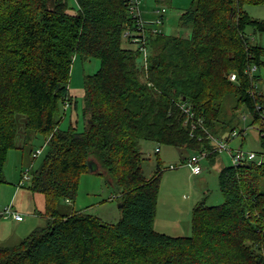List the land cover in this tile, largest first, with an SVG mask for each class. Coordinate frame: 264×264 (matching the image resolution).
<instances>
[{"label":"trees","instance_id":"16d2710c","mask_svg":"<svg viewBox=\"0 0 264 264\" xmlns=\"http://www.w3.org/2000/svg\"><path fill=\"white\" fill-rule=\"evenodd\" d=\"M75 4L0 0V184L9 152L26 147V134L42 135L47 146L21 186L44 196L46 224L1 247L0 264H264V164L223 167V203H196L190 235L175 237L153 229L162 168L157 162L147 178L138 146L150 141L215 159L211 137L221 140L215 135L225 127L222 103L233 96L234 110L245 108L250 126L257 125L264 155V94L256 74L264 67V48L251 42V35L264 33V20L244 11L264 0H192L179 18L189 35L148 28L145 63L125 39L138 28L129 0ZM77 57L100 62L83 78L82 132L76 120L59 129L64 113L77 108L69 87ZM86 173L106 176L120 206L117 223L57 211L59 201L75 198Z\"/></svg>","mask_w":264,"mask_h":264},{"label":"rangeland","instance_id":"374dc122","mask_svg":"<svg viewBox=\"0 0 264 264\" xmlns=\"http://www.w3.org/2000/svg\"><path fill=\"white\" fill-rule=\"evenodd\" d=\"M191 1L192 0H142L140 9L142 11L143 19L147 23L151 21L152 17L154 19V16L151 18L149 17V15H153V8H158L159 10L164 9L166 11L164 14L166 21H164L162 25L156 27L164 34L174 36L180 34L181 36L186 37L189 35V30L188 28L180 25L179 18L180 15L189 8ZM66 2L69 7H76L74 0H66ZM244 11L253 19L264 20V5H245ZM247 32L251 34V28H248ZM251 42L254 45L264 48V33H256L251 35ZM124 45L130 46L127 45L126 42H124ZM135 47V45L132 46V48ZM99 67L100 62L97 59H82L80 57L74 59L71 67L69 87L77 98V108L75 111L68 109L64 113V117L59 125L60 130L67 129L70 124H73L74 120H76L78 132H82L84 130L83 101L81 96V91L83 89V78L85 75H92L96 73ZM256 74L260 76V80L257 82V90L264 94V67H261ZM236 103L237 101L233 96H226L224 98L221 107L220 122L221 125L225 127L224 129L222 128L223 130L219 131L220 133H216L215 136L226 143L225 138L231 134L232 130H234L236 137H232L228 141L227 148L231 149L232 151L240 149L243 152L260 153L261 147L257 125L250 126L251 118L245 108L242 107L239 110H234ZM18 124L20 127V136L18 138V142L21 145V142H23L21 135L24 136L22 134L24 123L21 116L18 117ZM26 137L28 142L25 147L24 165L27 167L25 168L23 174L30 167L31 171L30 169L29 171L31 174V172L37 170V168L40 166L47 151V146L45 145L44 137L40 134L28 133L26 134ZM30 141H32V143H30ZM138 146L140 151L143 153L144 160L142 161V169L144 175L147 178L154 176L157 170V162L161 164L162 175L160 179L157 203L159 218H168L172 222L175 221L174 223H176L177 228H179V225L182 227L186 226L189 210L194 205V200L198 198V191L201 189L205 190V193L203 190V197L207 206H218L223 203V198L218 187L217 165L213 166L208 160H202L200 164L204 170L205 178H203L201 182H195L194 177H190L191 179H188L190 176V171L188 168L184 167L183 164H181L184 158L192 154L190 151L169 146H159L150 141H140ZM156 148L162 152L156 153ZM32 151H40L41 154H39L38 157L33 158L31 156ZM11 152L18 154H14V156L7 158L4 167L5 183L0 184V190H5L0 192V213L7 205L4 204L5 196L8 195L5 194V192L8 191L9 186L11 185L12 187H15L17 185V187L20 188L19 184H15L11 179V172L12 169H14L13 167L16 165H14V163L21 160V152H14V150ZM218 157L219 160H217V164L221 163V166L231 165L230 156L226 151L219 153ZM171 165L174 166V169L169 168ZM177 175H180L181 177L177 178ZM178 179H180L182 183L178 182ZM26 185L27 183L25 186L21 187L22 191H26ZM113 194L114 192L112 186L110 183H108V180L103 173H86L80 176L75 198L72 199L70 203H66L64 200L59 201L57 204V211L60 214H70L73 210L82 211L84 213L97 216L105 222L117 223L120 219V212L118 203L116 200L112 199ZM38 195L42 201V204L38 203L37 201L36 206H38L42 216L36 219L41 220V224L39 226H44L46 224L44 215V196L42 194ZM19 199L20 197L17 198V201L20 203L19 211L23 214L25 219H31L25 211L28 209V207H32V210H35L36 207L31 202H28L27 205L24 199ZM5 219L6 218L0 217V221H4ZM165 223H167V221ZM174 223L171 224H173L175 227ZM167 224L170 223L168 222ZM9 231L10 229L6 224L5 226L2 224L0 225V245L4 244L3 238L7 237L5 234H7ZM178 233L179 230H173L171 233H169V236L176 237L179 236ZM181 233L186 234V231H180L179 234Z\"/></svg>","mask_w":264,"mask_h":264},{"label":"crops","instance_id":"0c3cea01","mask_svg":"<svg viewBox=\"0 0 264 264\" xmlns=\"http://www.w3.org/2000/svg\"><path fill=\"white\" fill-rule=\"evenodd\" d=\"M47 4H48L49 8H52L54 6V0H47ZM75 6H76V4H75ZM155 9H158V8H155ZM155 9L154 8L152 9V14H153V11ZM152 16H154V14L153 15H149L150 18ZM150 18H148V19H150ZM152 19H153V17H152ZM164 21H166L165 17H164L163 22ZM23 146L24 145H22L20 148L14 150V152H17V151L21 152V155H20L21 156V160L16 162V163H14V165L15 164L16 165L13 167L14 169H12V172H11V179L13 180V182L15 184L16 183L19 184V182L21 180V176H22L25 168L27 167V166L24 165V163H25L24 162L25 147H23ZM155 151L158 152V153L162 152L158 148H156ZM33 153L34 152L32 151L31 152V156H32ZM14 154L16 155L18 153H12L10 151L8 158L14 156ZM191 156H193V154H190L189 156L184 158V160H183L184 162L182 161L181 164H183V166L188 168L189 171H190V176L188 177V179H191L190 177H194L195 178V182H199V181L201 182L203 180V178H205L204 177V170H203L201 164H200L201 172L199 174H197V175L193 174L191 172L190 168L187 167L184 164ZM217 160H219L218 156L215 159L208 160V161L213 166L217 165V170H218L217 173H219V171L225 166H221L222 165L221 163L217 164ZM31 165H29V166H31ZM176 177L179 178L181 176L177 175ZM177 181L181 182L180 179H178ZM13 187L10 185L8 191L5 192V194H8V195L5 196L4 204H7L6 206H11L14 211H16L17 213L22 215L23 219H22V221H16L13 218H6L4 221H0V225L2 224L3 226H5V224H6L7 227H9V229H10V231L7 234H5L7 237L3 238L4 244L0 245V248L1 247H12L14 245H17L21 240H23L26 237L25 235H28L32 230H34L35 228H37L41 224V220L40 219H36V218H39V217L42 216L41 215V211L39 210L38 206H36L37 205V201H38V203L42 204V201H41L40 197H38L39 196L38 193H32V192H30L27 189H26V191H22V188L21 187L18 188L17 185L14 188ZM2 190H5V189H1L0 192H2ZM203 190L204 189H201V190L198 191L199 192L198 193L199 196H198V198L196 200H194L195 201L194 205L196 203H198L199 201L204 200ZM3 193H4V191H3ZM204 193H205V190H204ZM18 197H20V199H24V201H26L27 205H28V202H31L36 207L35 210H32L33 209L32 207H31L32 209L30 207H28V209L25 211L30 216L29 218H31V219H29V220L25 219L23 214L19 211L20 203H19V201H17ZM205 203H206V201H205ZM44 206H45V201H44ZM193 206H192V208H193ZM192 208L189 210V215H188V219H187V225L183 226V227L181 225H179V228H177L176 227V223H174L175 221L172 222L168 218L167 219H163L162 217H160V218L158 217V206H157L156 216H155L154 223H153V229L156 232L163 233V234H166V235H170L169 233H171L173 230L174 231L179 230V233H180V231H184V232L186 231V234L185 233H181V234L178 233V235L179 236H181V235L182 236H189L190 233H191V211H192ZM164 221L165 222L167 221V223L169 222L170 224H167ZM45 223H46V219H45ZM171 223H174L175 227ZM179 236H176V237H179Z\"/></svg>","mask_w":264,"mask_h":264},{"label":"built area","instance_id":"2783aa9c","mask_svg":"<svg viewBox=\"0 0 264 264\" xmlns=\"http://www.w3.org/2000/svg\"><path fill=\"white\" fill-rule=\"evenodd\" d=\"M141 4H142V0H129V14L133 19H135L138 28L136 33H126L125 39L130 40L132 43L136 44V47L139 48L145 63L147 58L145 41H146V33L148 32V28L152 27L149 30H151L154 33L160 32V29H158L157 27L162 25L164 14L166 11L164 9H160V10L155 9L153 11L154 19L151 20L149 23H147L143 19L142 11L140 9ZM230 79L234 80L235 79L234 75H231ZM232 137H236L235 133L232 134ZM211 140L214 144V151L217 153H223L226 151L229 154L231 159V164L233 165H238L246 162H256L257 164H264L263 154L256 152H243L240 149H237L236 151H232L231 149L227 148V143H225L224 141L212 137ZM39 154L40 151L33 153L32 156L33 158H36ZM205 158H206L205 153L199 155H193L184 164L190 168L193 174L197 175L201 172L200 163ZM169 168L174 169V166L171 165ZM28 172L29 171H26L23 174L19 182V187H21L24 184V182L29 179ZM0 217L13 218L16 221H22L23 219L22 215L14 211L11 206L5 207L4 210L0 213Z\"/></svg>","mask_w":264,"mask_h":264},{"label":"water","instance_id":"95a60500","mask_svg":"<svg viewBox=\"0 0 264 264\" xmlns=\"http://www.w3.org/2000/svg\"><path fill=\"white\" fill-rule=\"evenodd\" d=\"M118 207H120V206H118Z\"/></svg>","mask_w":264,"mask_h":264}]
</instances>
